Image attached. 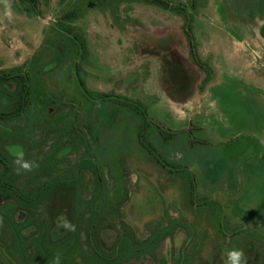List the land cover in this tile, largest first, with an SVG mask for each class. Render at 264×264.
I'll return each mask as SVG.
<instances>
[{"label":"rangeland","instance_id":"1","mask_svg":"<svg viewBox=\"0 0 264 264\" xmlns=\"http://www.w3.org/2000/svg\"><path fill=\"white\" fill-rule=\"evenodd\" d=\"M197 3L212 77L180 105L166 69L191 62L180 17L145 0H0V71L23 76L0 83V215L43 200L37 246L0 222L15 264H227L232 249L264 264V0ZM7 85L31 88L26 113ZM50 218L66 242L46 256Z\"/></svg>","mask_w":264,"mask_h":264},{"label":"trees","instance_id":"2","mask_svg":"<svg viewBox=\"0 0 264 264\" xmlns=\"http://www.w3.org/2000/svg\"><path fill=\"white\" fill-rule=\"evenodd\" d=\"M22 3H26V4H30L32 6H34V8L36 9V5H37V0H19ZM147 3L151 4V5H156L166 11H169L170 13H173L174 15L180 17L183 20V28H184V34L181 35V39L185 40V44L190 46V55H191V62H189V60H185L180 62L181 67L180 68H173L172 66H170L168 64L166 68L168 70V72H170L171 75L174 76V81H176V85H178V90L180 93V95H182L181 97H179L176 100V103L182 105L185 104L186 102H188L189 100H191L192 98H194V96L197 94L198 92V85L202 82L204 85H206L207 83H209L211 77H212V70L210 68V66L206 63H204L198 53H197V49L194 47L195 42H194V36L192 34V29H193V22L194 19L197 17V11H198V7H199V3H197V0H187V3L185 4H172L171 2H169L168 0H145ZM70 17V15L65 14L64 15V19ZM226 30L228 32L231 33V35H233L232 30L226 28ZM173 34V33H172ZM177 36H179L178 34L176 35V41L180 44V37L179 39H177ZM176 71V73H174V71ZM173 73V74H172ZM204 73L205 77L202 81V74ZM20 79L21 81L23 80V76L22 75H16L15 73L12 74H6L0 71V83L2 85H6V83L8 81H11V79ZM9 92L11 95H15L19 97V106L17 107V111L18 113H26L27 111V107L30 104V95H31V88H29L28 85L25 86H19V85H7ZM184 95H187L185 97H183ZM125 105H130L129 103H124ZM14 115V114H12ZM2 117H0V119H2ZM146 122L148 121L145 117ZM161 135L163 136L164 139H171V137H173V135L169 132L168 134L165 133V131H161ZM151 153V151H149ZM156 163L163 168L164 170H167L166 166L161 164V162L155 158ZM170 164V163H168ZM174 168V172L171 170H167L169 174H178V173H182V172H187V169H183L181 168V170L179 169L180 167H177L176 165L173 166ZM178 168V169H177ZM177 169V170H176ZM189 174V173H188ZM190 182L192 183L191 188H194V178L193 176H191L190 173ZM38 195V194H37ZM36 195V196H37ZM40 195H43V193H41ZM39 195V196H40ZM188 200H189V204L190 205H194V206H198V207H202L204 205H208L209 203L213 204V205H219L218 202H210L205 200L204 198H199L197 195H195V193L193 192V194L188 193ZM38 196V197H39ZM25 198V199H24ZM33 197L30 196V199H32ZM22 203H25L26 205L29 204V199L26 200V196L22 197ZM40 201H37L36 203H39L43 200L39 199ZM220 206V205H219ZM217 225H218V230L219 233L222 234L223 236L226 237V232L224 230V218L223 216H220L217 218ZM54 229V228H53ZM244 229L240 230V229H236L235 232H233L231 234V236L233 238L238 237V236H242ZM58 234H63V232H61V230H53V235H58ZM249 250L252 252L253 248H249Z\"/></svg>","mask_w":264,"mask_h":264},{"label":"flooded vegetation","instance_id":"3","mask_svg":"<svg viewBox=\"0 0 264 264\" xmlns=\"http://www.w3.org/2000/svg\"><path fill=\"white\" fill-rule=\"evenodd\" d=\"M29 203H30L29 205H32V209L28 210V207L18 206V210L14 211L13 214L7 216L0 215V222H1V227L3 228L8 227V229H10L11 235H9L8 237L10 238L14 237V239L18 240V244L27 243L28 245L37 246V244H39V242L41 241L44 235L42 233L38 234L39 223L35 219L36 217H34L32 213L34 211L33 207L35 208V204H34L35 201H33V199H30ZM42 203L39 204L38 206L40 207ZM20 207L23 208L21 209ZM19 218H21V220H19ZM56 224H58V222H55V225L53 224L52 226L50 224L49 228H47V225L44 222V227L46 225L45 230L47 231L46 237L49 242V248H51V250L47 251L46 256L59 253L60 252L59 248H61V246H63L64 243L66 242L65 240L66 234L53 235V230H55L53 228L56 227ZM60 226L62 227L61 224ZM2 231L4 232L5 230L2 229ZM12 243L15 244V242L13 241ZM1 245L2 244H0V264H15L16 259L15 258L10 259L9 256L5 255ZM54 245H56L55 247L57 248L56 250L50 247ZM20 255L21 253L18 251V257H17L18 259L22 258V255L21 257ZM33 255H34L33 258H35L37 255H39V253H37V251H34ZM8 257L11 260L10 262Z\"/></svg>","mask_w":264,"mask_h":264},{"label":"clouds","instance_id":"4","mask_svg":"<svg viewBox=\"0 0 264 264\" xmlns=\"http://www.w3.org/2000/svg\"><path fill=\"white\" fill-rule=\"evenodd\" d=\"M35 165L32 162H20V168L24 171H31ZM55 264H59V258ZM227 264H245L244 254L242 250L232 249L227 252Z\"/></svg>","mask_w":264,"mask_h":264},{"label":"crops","instance_id":"5","mask_svg":"<svg viewBox=\"0 0 264 264\" xmlns=\"http://www.w3.org/2000/svg\"><path fill=\"white\" fill-rule=\"evenodd\" d=\"M259 19H260V18H259ZM262 19H263V18H262ZM41 193H42V192H40V191H39V192H37V191L34 192L35 195L38 194L37 197H38ZM37 197H36V198H37ZM24 199H25V198H24ZM22 200H23V199H21V200H17V199H16V200L14 201L15 203H14V210H13V212L18 210V206L26 205L25 203H22ZM36 202H37V201H35V203H34V204H35V208L38 206V205H37L38 203H36ZM41 203H42V202H41ZM20 208L22 209L23 207H20ZM35 208L33 207V209H35ZM13 212H12V214H13ZM19 220H21V218H19ZM50 222H51V226H52L53 224L55 225V222L52 220V218H50Z\"/></svg>","mask_w":264,"mask_h":264}]
</instances>
